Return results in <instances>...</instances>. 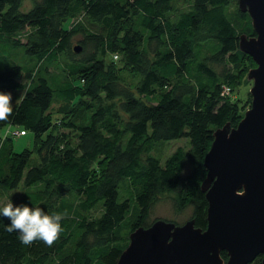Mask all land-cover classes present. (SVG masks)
<instances>
[{
  "label": "trees",
  "instance_id": "trees-1",
  "mask_svg": "<svg viewBox=\"0 0 264 264\" xmlns=\"http://www.w3.org/2000/svg\"><path fill=\"white\" fill-rule=\"evenodd\" d=\"M22 1L0 0V43L30 63L0 68V92L22 91L0 122V196L21 186L22 205L68 216L49 247L23 245L0 215V264H115L164 195L204 229V155L251 101L236 93L255 65L238 47L248 13L237 0ZM26 131L33 147L14 151Z\"/></svg>",
  "mask_w": 264,
  "mask_h": 264
},
{
  "label": "water",
  "instance_id": "water-1",
  "mask_svg": "<svg viewBox=\"0 0 264 264\" xmlns=\"http://www.w3.org/2000/svg\"><path fill=\"white\" fill-rule=\"evenodd\" d=\"M237 4L253 29L238 35L239 49L255 63L246 74L251 101L236 125L227 121L213 131L204 155L206 227L191 218H156L129 233L115 264H248L257 255L264 264V0Z\"/></svg>",
  "mask_w": 264,
  "mask_h": 264
},
{
  "label": "rangeland",
  "instance_id": "rangeland-1",
  "mask_svg": "<svg viewBox=\"0 0 264 264\" xmlns=\"http://www.w3.org/2000/svg\"><path fill=\"white\" fill-rule=\"evenodd\" d=\"M32 6L31 0H23L21 5V10H28ZM80 37V34H77L72 39V44H78V38ZM79 52V51H77ZM80 56V54H77ZM0 59L3 62L2 66H0L1 69H5L10 67L13 64H18L23 67H29L30 63L28 62V56L24 53L23 48L19 45L15 48H11L8 46V44L0 43ZM251 86L250 84H244L239 87L237 93V96L239 98H242V91L246 93L249 91V88ZM12 99L19 97L22 94V91H14V89L10 90ZM2 132V131H0ZM168 144L167 151L160 153L162 154V158H165L167 155H169L178 145H182L183 141L179 138L177 139H171L170 141L165 142ZM25 147L32 148V133L30 131H26V133L18 136L13 137V150L14 151H20L24 149ZM164 160V159H162ZM22 192V187L18 186L15 189L5 192L0 196V207H2L5 203L8 202L10 199L11 202L15 205H22L20 201V196ZM168 195L161 196L157 202L153 204V207L150 211V220H155L156 218L165 219L168 221L176 222L177 224L183 223L188 218V215L191 210V206L188 205L185 208H183L181 211H176V209L173 207V202L170 201L168 198ZM251 264V263H250Z\"/></svg>",
  "mask_w": 264,
  "mask_h": 264
},
{
  "label": "clouds",
  "instance_id": "clouds-1",
  "mask_svg": "<svg viewBox=\"0 0 264 264\" xmlns=\"http://www.w3.org/2000/svg\"><path fill=\"white\" fill-rule=\"evenodd\" d=\"M13 113L11 93L0 92V122L7 121ZM0 215L6 217L10 223L6 230L17 232L20 242L30 246L35 241H42L51 247L64 231L62 221L68 214L66 211L48 214L41 207H29L27 205H15L9 199L0 207Z\"/></svg>",
  "mask_w": 264,
  "mask_h": 264
},
{
  "label": "built area",
  "instance_id": "built-area-1",
  "mask_svg": "<svg viewBox=\"0 0 264 264\" xmlns=\"http://www.w3.org/2000/svg\"><path fill=\"white\" fill-rule=\"evenodd\" d=\"M113 57L116 58L117 55L114 54ZM230 91H231L230 87L225 85V86L222 88L221 93H222V94H230ZM14 133L19 134L20 132H18V131L15 130Z\"/></svg>",
  "mask_w": 264,
  "mask_h": 264
}]
</instances>
